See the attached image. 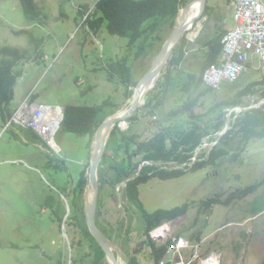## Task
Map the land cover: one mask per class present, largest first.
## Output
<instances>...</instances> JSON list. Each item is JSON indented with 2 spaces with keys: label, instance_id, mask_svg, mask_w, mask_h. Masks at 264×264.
I'll list each match as a JSON object with an SVG mask.
<instances>
[{
  "label": "rangeland",
  "instance_id": "1",
  "mask_svg": "<svg viewBox=\"0 0 264 264\" xmlns=\"http://www.w3.org/2000/svg\"><path fill=\"white\" fill-rule=\"evenodd\" d=\"M34 1L40 12L37 20H30L24 14L20 0H0V49L9 47L25 54L16 67L23 71V76L16 83L19 99L31 93L33 101L64 108L67 105L95 106L109 100L110 116L131 106L130 100L138 83L152 69L154 60L178 27L181 11L197 3V0H190L180 9L176 19L164 22L136 57L135 49L130 51L128 48V39L111 35L106 24L97 30L85 24L86 17L90 16L92 21L97 18L94 10L99 0ZM207 5L213 7L211 18L203 14V19L185 34L189 41L185 59L178 66L167 62L156 88L148 93L147 99L152 98L154 104L167 87L161 108L154 110L152 115L147 114L153 109L152 105L143 108L146 99L140 110L132 115L134 132L143 139L151 138L162 127L176 131L190 129L197 123L206 128L211 134L203 140L206 147L199 150L198 155L207 153L213 145L218 149L229 146L219 141L220 132L215 130L222 120L225 121L222 131L230 129V123L234 121L231 118L233 107L214 106L223 100L233 99L236 92L250 82L264 78L252 71L243 75L236 84H225L222 92L202 96L192 109L194 118L189 113L172 119L166 117L169 111L179 109L206 89L202 84L191 93L182 90L188 82L187 75H198L206 60L207 50H197L195 44L198 34L204 28L213 27L223 32L233 25L230 0H208ZM212 35L207 30L204 38ZM180 43L181 40L175 49ZM124 57L129 59L133 83H136L129 89L133 93L130 100L127 99V86L111 78L106 70L110 61ZM166 65L170 76L166 75ZM9 108L6 112L11 116L15 110L12 112V107ZM1 111L0 264H74L77 260L75 264H80L83 256L85 264H93L96 256L90 253L88 244L79 249L77 246L80 241L86 243L81 232V226H87L84 194L76 202L77 209L72 205L79 174L87 166L86 187L90 181L92 149L98 132L90 138L59 131L56 144L60 153L57 154L44 143L32 140V135H35L32 131L8 128ZM129 125L130 122L124 126L121 123V129L127 130ZM230 146L229 154L218 159L215 166L173 180L155 178L139 186L140 200L149 213L190 204L185 216L161 225L156 242L145 235L146 224L139 208L126 199V184L114 187L112 183L116 177L115 170L123 166L122 158L126 155L120 152L118 157L114 154L106 159L102 157L98 166L94 219L122 264H128L126 258L137 264H154L148 240L161 247L169 240L179 238L186 239L193 246L191 253L185 255L186 259L198 250L202 259L212 253L222 255L220 264L263 262L264 213L253 217V207L256 210L264 204V186L243 200H235L230 206L215 205L210 213L201 212V201L213 197L226 201L237 191L264 179V139H253L245 144L242 136H233ZM54 147L58 150L56 145ZM139 159L136 157L134 162ZM52 199L62 201L59 211L64 215L62 226L47 204V200ZM75 213L79 222L70 219ZM98 264L112 262L105 255ZM194 264H200V260ZM203 264H219V258L214 255Z\"/></svg>",
  "mask_w": 264,
  "mask_h": 264
},
{
  "label": "trees",
  "instance_id": "2",
  "mask_svg": "<svg viewBox=\"0 0 264 264\" xmlns=\"http://www.w3.org/2000/svg\"><path fill=\"white\" fill-rule=\"evenodd\" d=\"M189 1L190 0H99L94 10V15L97 18L92 21L91 17L88 16L85 18V24L87 23L91 28H96V30L106 24V28L111 35L128 39V48L130 51L135 49V56L137 57L138 54L143 52L150 38L159 30L161 25L164 22L176 19L180 9L186 6ZM20 2L24 14L30 20H37L40 12L35 1L20 0ZM212 14L213 7L206 5L204 15L211 18ZM207 30H210L214 36L212 35L204 38ZM207 30L206 28L202 29L195 43L197 45V50H207L206 60L201 65L198 75L194 73H189L187 75L188 82L182 88L186 93L197 90L202 85V74L205 70L220 60L222 50L221 40L227 31L219 32L213 27ZM188 43L189 41L186 35H184L179 47L176 49L174 48L169 58L168 65L178 66L182 63L185 59ZM193 49L196 48L194 47ZM1 56L3 57L0 59V109L2 110L3 119L7 122L11 116L7 114L6 110L14 100L16 83L18 79L23 76V71L16 69L17 63L25 58V54L18 49L6 47L0 49V57ZM128 60V57H124L115 62L110 61L106 65V70L111 78H116L127 86V99L130 100L133 93H130L129 89L135 87L136 83H133L132 66L128 63ZM168 65H166V75L170 76ZM161 74L163 75L164 71H162ZM162 92H164V94H159L154 104H152L153 99L148 97L143 108L152 105L151 109L153 110L149 111L147 114L152 115L155 112L154 110L161 108L164 103L163 99L165 97V92H167V87H165ZM210 92L212 91L208 88L202 90L194 100L184 103L179 109H172L166 114V117L172 119L189 113L190 116L194 118L195 115L192 112L193 107L196 106L199 98ZM255 94L259 95L264 100V78L261 81L250 82L245 87L238 90L233 96V99L223 100L214 107L226 108L230 106L237 108L243 105L245 98ZM109 107H111L109 100L95 106L67 105L64 108V119L60 131L73 133L79 136L88 135L90 138H93L103 122L110 116V114H108ZM231 118H234V121L230 123V129L220 137L221 142H225V145H229L227 149H218L214 147L208 156L202 154L194 163L193 158L195 150L200 146L203 138L211 134L206 128L197 123H194L190 129L181 128L176 131L172 130L170 127H162L159 132L155 133L151 138L143 139L140 134L134 132L132 122L134 116H132L127 120V122H130L127 130L123 131L116 126L111 132L103 154V159L108 158L107 156L112 154L118 157L120 152L126 155V158H122L123 166L118 168L117 171L115 170L116 177L113 179L112 183L114 187H117V185L121 183L128 182L125 186V196L126 199L131 201L141 211L146 224L145 235L149 236L152 230L160 227L166 222H171L185 216L189 211L190 204L184 203L172 209H158L153 213H149L140 200V185L147 184L155 178L164 181L178 179L188 173H195L204 168L217 165L218 159L227 156L229 154L228 149H232L230 140L233 136H242V141L245 144L253 139H264V107L246 110L240 113V115L232 113ZM224 125L225 121H220L216 126V133L221 132ZM32 140L41 143V139L36 134L32 135ZM136 157L140 159L134 162ZM88 168L87 166L79 174L78 182L74 190L76 193L72 205L74 209L78 208L76 202L80 200L84 194L86 188L85 177ZM114 169H116V165ZM263 186L264 179L256 181L254 184L237 191L226 201H222L215 197L203 200L200 203L201 212L208 214L215 205L230 206L235 200H243L255 194ZM47 204L53 210L60 226H62L65 222L64 215H61L59 212L63 206L62 201L56 202L55 199L47 200ZM55 206H57V208ZM253 213V217H257L264 213V204L256 210H254L253 207ZM70 219L79 222L76 213ZM83 226H81V232L83 238L86 239V243L80 241L77 245L78 249L88 244L87 246L91 250L90 253L96 256L93 264H98L101 260L105 259V253L91 235L87 226ZM126 234H129L128 230ZM148 243L152 248L154 264H159L168 252L167 245L172 244L171 240L161 247H156V244L151 240H148ZM76 262H78V260L74 261V264ZM85 262L86 260L83 256L80 264H85ZM127 262L128 264H137L133 263L131 258H127ZM59 263L60 262H58V264ZM261 264H264V260Z\"/></svg>",
  "mask_w": 264,
  "mask_h": 264
},
{
  "label": "built area",
  "instance_id": "3",
  "mask_svg": "<svg viewBox=\"0 0 264 264\" xmlns=\"http://www.w3.org/2000/svg\"><path fill=\"white\" fill-rule=\"evenodd\" d=\"M230 1L233 9V25L221 40L220 60L202 74L204 86L215 93L222 92L225 84H236L243 75L252 71L264 76V0ZM246 105L248 109L261 108L264 106V100L257 95H252L246 101ZM242 110L240 107L234 108L231 114ZM63 118V108L34 103L31 102L30 97H27L15 109L7 127H19L33 131L50 150L59 154L60 149L57 150L54 145ZM205 147L206 145L203 146L202 143L197 148L193 161L197 160L198 151ZM159 234L156 229L150 232V237L156 242ZM171 242L172 244L167 245V254L159 264H194L197 260L203 264L214 255L219 258L220 264L222 255L212 253L206 259H202L198 250L186 259L185 255L191 253L193 249L190 242L184 238Z\"/></svg>",
  "mask_w": 264,
  "mask_h": 264
},
{
  "label": "water",
  "instance_id": "4",
  "mask_svg": "<svg viewBox=\"0 0 264 264\" xmlns=\"http://www.w3.org/2000/svg\"><path fill=\"white\" fill-rule=\"evenodd\" d=\"M208 0H197V2H200L199 7V13L198 16L194 19L193 24L199 22L201 19H203V14L207 5ZM188 24L184 25H178V27L175 29L174 33L172 34L171 38L166 42H170V46H165L162 48V50L159 52L158 55V65L156 68V71L152 74L150 82L147 84L144 90L145 93L142 95L139 94L137 99L133 101L131 106L125 110L124 113H119L117 115H114V118L112 119L113 129L114 130L116 126L121 128V123H126L127 120L134 114L135 111H137L142 104H144L145 100L147 99L148 93L156 86V83L159 79V76L165 66V64L169 61V58L176 47V45L179 43V41L183 38V36L186 34V30L188 28ZM143 100V102H142ZM111 132H109L106 137H104L103 145L101 146L100 150L98 151L95 156H93L92 162H91V170L89 172L90 175V181L85 189L84 192V199H85V212H86V221H87V228L91 235L94 237L102 251L105 253L106 258L109 259L112 264H120V259L116 258L112 251V244L108 241V239L102 234V232L99 230L95 223V210L97 207V184H98V166L99 163L103 157L106 144L110 138ZM133 180V178H132ZM127 185L128 182H125Z\"/></svg>",
  "mask_w": 264,
  "mask_h": 264
},
{
  "label": "bare ground",
  "instance_id": "5",
  "mask_svg": "<svg viewBox=\"0 0 264 264\" xmlns=\"http://www.w3.org/2000/svg\"><path fill=\"white\" fill-rule=\"evenodd\" d=\"M199 3L200 2H197L196 4L192 3L186 9L181 11V14H180V16L178 18V25H184V24L187 23L188 20H190V21L193 20L194 21V19L198 16V13H199V7H198ZM193 21L191 23L190 22L187 23L188 24L187 25L188 26L187 30H192L193 29V26H194ZM198 28L200 29L201 27L199 26ZM199 29H198V31H199ZM187 30H186L185 33H187ZM169 44H170V42L168 43V45ZM158 61L159 60L156 57V59L154 60V64H153L152 69H150V71L138 83L137 88L135 90V93H134L132 99L130 100L131 101L130 105L133 103L134 100L137 99L139 94L142 95L143 93H145L146 90H144V89L147 86V84L150 82L152 74L156 71V68H157V65H158ZM142 102H143V100H142ZM126 109L127 108L120 110L117 114L124 113ZM117 114H115V115H117ZM113 118H114V115L110 116L109 118H107L106 121H105L106 122L105 125L103 127H101V129L98 131V133L96 135V138H95V141H94V147L92 149L93 150V156H95V154L98 153V151L100 150L101 146L103 145L104 137H106V135L109 132H111V130L113 129V126H111ZM125 124L126 123L123 122L122 126H124ZM120 264H122V263L120 262Z\"/></svg>",
  "mask_w": 264,
  "mask_h": 264
},
{
  "label": "clouds",
  "instance_id": "6",
  "mask_svg": "<svg viewBox=\"0 0 264 264\" xmlns=\"http://www.w3.org/2000/svg\"><path fill=\"white\" fill-rule=\"evenodd\" d=\"M233 15V14H232ZM200 35V33L198 34V36ZM198 38V37H197ZM262 76V75H261ZM264 77V76H263ZM202 84H203V82H202ZM204 85V84H203ZM206 87V86H205ZM207 88V87H206ZM209 89V88H208ZM211 90V89H210ZM212 91V90H211ZM213 92V91H212ZM256 95V94H255ZM252 96V95H251ZM257 96H259V95H257ZM27 97H30V100H31V102H34V103H38V102H36V101H33L32 100V94L30 93V94H28L27 95ZM26 97V98H27ZM250 97V96H249ZM249 97H247L246 99L248 100V98ZM260 97V96H259ZM261 98V97H260ZM263 99V98H262ZM247 100H245V101H247ZM39 104H43V103H39ZM245 106H247L246 105V103H243V105L242 106H238V107H240V108H242L243 110L241 111V112H239V114H236V115H240V113H242V112H244V111H246V110H253V109H248V108H246ZM264 107V106H263ZM234 108H236V107H234ZM233 108V109H234ZM262 108V107H261ZM256 109H260V108H256ZM64 110V109H63ZM234 113V112H233ZM235 113H237V112H235ZM12 116V115H11ZM11 118V117H10ZM10 118H9V120H10ZM64 119V118H63ZM9 120L7 121V124H8V122H9ZM62 125V124H61ZM129 128V127H128ZM25 130V129H24ZM60 130H61V128H60ZM59 130V131H60ZM229 130V129H228ZM228 130H226V131H222V133L220 132V134H219V141H220V137L225 133V132H227ZM31 131V130H30ZM33 132V131H32ZM34 133V132H33ZM34 134H36V133H34ZM37 135V134H36ZM38 136V135H37ZM208 136H210V135H208ZM208 136H206V137H208ZM57 137V136H56ZM206 137H204L203 138V140L206 138ZM40 138V137H39ZM41 139V138H40ZM203 140H202V142H201V144L203 143ZM41 143H44L43 141H42V139H41ZM45 144V143H44ZM201 144H200V146H201ZM46 145V144H45ZM55 145L59 148V146L56 144V138H55ZM199 146V147H200ZM46 147L48 148V146L46 145ZM199 147H197V148H199ZM214 147H216V145H214L213 147H212V149L214 148ZM49 149V148H48ZM60 149V148H59ZM212 149L209 151V153H201L200 155H202V154H205L206 156H208L210 153H211V151H212ZM50 150V149H49ZM197 150V149H196ZM196 150H195V152H196ZM50 151H52V150H50ZM195 152H194V155H195ZM60 153V152H59ZM200 155L198 156V158L200 157ZM197 158V159H198ZM194 159V158H193ZM197 161V160H196ZM196 161H193V163L194 162H196ZM85 192V191H84ZM161 227V226H160ZM160 227H158V228H156V229H159ZM156 229H154V230H156ZM154 230H152V231H154ZM151 231V232H152ZM149 236H150V233H149ZM155 242V241H154ZM126 261H127V258H126ZM128 263V262H127Z\"/></svg>",
  "mask_w": 264,
  "mask_h": 264
},
{
  "label": "crops",
  "instance_id": "7",
  "mask_svg": "<svg viewBox=\"0 0 264 264\" xmlns=\"http://www.w3.org/2000/svg\"><path fill=\"white\" fill-rule=\"evenodd\" d=\"M193 21V20H192ZM232 27V26H231ZM231 27L228 29V30H230L231 29ZM228 30H226V31H228ZM20 82V81H19ZM20 84V83H19ZM18 86H16L15 87V96H14V100L11 102V104L9 105L10 107H12V112L19 106V104L27 97H25V98H21V99H19V94H17L18 93ZM257 95V94H256ZM32 100H33V98H32ZM50 105H52V104H50ZM97 105H100V104H97ZM56 106H59V105H56ZM59 107H61V106H59ZM9 108V107H8ZM61 108H63L64 109V107H61ZM9 110H10V108H9Z\"/></svg>",
  "mask_w": 264,
  "mask_h": 264
}]
</instances>
